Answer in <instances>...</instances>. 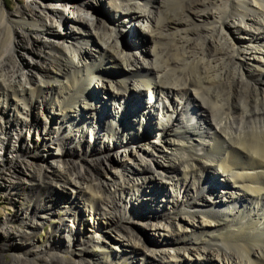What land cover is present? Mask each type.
Listing matches in <instances>:
<instances>
[{
  "label": "bare ground",
  "instance_id": "obj_1",
  "mask_svg": "<svg viewBox=\"0 0 264 264\" xmlns=\"http://www.w3.org/2000/svg\"><path fill=\"white\" fill-rule=\"evenodd\" d=\"M59 1L0 2V104L21 116L0 114V195L25 204L0 221L25 242L4 264H264V0H109L124 20L91 0L71 19ZM54 102L51 144L33 148L24 128ZM182 177L196 185L184 206L169 187ZM85 211L107 226L85 231ZM158 218L174 254L145 238Z\"/></svg>",
  "mask_w": 264,
  "mask_h": 264
},
{
  "label": "rangeland",
  "instance_id": "obj_2",
  "mask_svg": "<svg viewBox=\"0 0 264 264\" xmlns=\"http://www.w3.org/2000/svg\"><path fill=\"white\" fill-rule=\"evenodd\" d=\"M28 1H30L32 3H35L36 2V0H0V2L3 3V4H5L8 9L17 8L18 6H21L22 4H24V3L28 2ZM91 1H92V3H94V5L96 7H99L100 6V8L105 9V11H107V12H109L111 14H114L115 16L121 18V20L122 19L124 20L125 13L124 12L120 13V11H119L121 9V7H118V8L115 9L114 6H112L110 4L109 0H91ZM65 2L68 3V6L67 5L60 4V3H62V1H59L58 3H59V6H61V8H63L67 12V14L69 15V18L72 19L73 18V14H70V12H68V11L69 10H73V8H77L80 5V1L79 0H66ZM47 3H48V5H50L49 4V1H47ZM100 13H102V12H100ZM100 13L97 14V15H98V17L101 18L102 16H101ZM95 18H97V17H95ZM125 22H128V20L127 21L125 20ZM109 23L111 24V26L114 25V24H112V23H114L112 20L109 21ZM139 24L140 23H135V22H128V26H125L124 23L122 24L124 27H126V29H128V28L130 29L131 28L132 30H134V32L131 31L130 33L126 31V37L125 38L128 37V39L136 40L135 42H133L131 45H129L127 47L129 49V51H131L133 54H135V56H139V51L136 50V49H134L135 46L139 43V39H138L139 37H136V35L137 36L138 35L141 36V34H139V30H140L139 29L140 28V25ZM63 25L65 26V22L64 21L58 22V23H56V25H54V28H55V30L57 31L58 34H59V30L62 29ZM232 32H234V34H236V35L239 34L237 30H232ZM68 34H70V33L68 32ZM62 36H67L66 31L62 34ZM40 37L46 43L49 42L48 37H47L46 34L43 33V34L40 35ZM120 42L119 43H120L121 46H123L124 44H126V43H123L124 40L123 41L120 40ZM105 43H106L105 41H102V45H104ZM140 50L143 51V48L140 49ZM100 79L101 78L97 76V78H94V80H93L94 81V84L96 83L95 88L98 91H100V89L97 86V82H99ZM101 94L102 93H98L97 95H99V97H101ZM95 100L97 102H99V100H101V99L96 98ZM102 100H103V98H102ZM3 105H4V103H1L0 104V114L1 115H4L8 111V112H10L11 117L14 118V117H18L19 116L21 118V116L19 115V112H17L16 109L12 108V106H8V108L6 106V108H3L2 109ZM55 106H56V104L54 102V103H49L42 112L39 111V109H34L33 110V116H31V118H33V117L34 118H38L39 119V124H37V125L36 124L35 125L29 124L30 126L24 128V130H25L24 134L27 133L26 135L28 136V142L27 143H29L30 145H32L33 148H34L33 141H39V144H41L42 142H44V144H46L48 146L51 144L47 140V137H46V139H43L44 132H43V135H41V131L43 129H45V128L50 129V130H54V128L56 127L55 126L56 125L55 124V121H56V116L55 115L56 114L54 113ZM1 115H0V121H2V123H4L3 121H5V120L7 121L8 118L7 119L2 118ZM5 115H6V117L9 116L7 114H5ZM4 134H7V133H4ZM12 135L13 134H11V133L7 134L8 137H11ZM157 135H159V134H157ZM157 135H156V132H155L154 133L155 138L157 137ZM161 137H162V135H161ZM29 149H31V148H29ZM53 149L54 148H51V150H53ZM121 149H117L113 145V149H112L113 151H112V153H113L114 157L117 158V160H121L120 158L124 157L127 154L126 153V150L124 148H121ZM36 151L37 152L39 151V157H42L43 152L41 151V149L39 150V148H37ZM5 154H6L5 157H7L5 159H8V160H14L15 161V159H16L15 156H17V158L20 159V160H24V161L30 160V159H28L27 157L24 156V155H26L25 153H24V155H22V154H19V155L18 154L17 155L14 154L13 155L12 153H10V151H8ZM31 162H32V160H31ZM57 163H59V162H57ZM106 163L109 166L112 165L108 161H106ZM9 169H10V167H9ZM10 173L13 174V169L10 171ZM216 176L218 178L220 177V175H216ZM183 179H185V180H183ZM195 186L196 185H194V183H191L190 184L189 179H186L184 177H182V180H175L173 182V184H170L169 185V187H171L170 189H172V190L175 191V195L174 196H176V198H178L179 203H183L184 202V200L186 198L185 197L186 196V193H188V191H189V195L190 194H195ZM210 191H212V194H213L212 198L215 199L217 197L218 192L215 193V191L212 190V189H210ZM7 192H9V191L7 190ZM58 192L60 194L62 192V190L61 191L59 190ZM70 192H71V189H70L69 186H67V188H65L64 193H66V195H69ZM158 195L157 194L155 195L157 197V200L163 198V200H161L163 203L165 201H167V199H169L168 196H165V195L158 196ZM22 197L23 196H21V195L20 196L19 195L18 196L13 195V197H12L13 199L12 200H14V201L11 202V200L6 199V198H3V196L0 195V221L1 220L3 221V219H5L7 216L9 217V216L13 215L14 212H15V210H16V207H19V208H21L22 206L24 207L25 204L23 203L24 201H23ZM143 199H148V195L143 196ZM162 202H161V204H163ZM59 205L60 206H59L58 214L55 215L56 219H58L59 216H62L63 215V212H64V210H61L60 207L63 208L62 206H65V203L64 202H61ZM183 206H184V203H183ZM181 215H183L184 217H186L189 220H191L193 218V217H191L192 215L190 213H188V212L183 213ZM85 218H86L85 221L82 222V228H84L85 231H89V232H91V233H93L95 235L97 234V229H98L97 227H99V225L100 226H103V227H106L107 226L106 224L109 222L106 219V215L99 216V218H98L99 220H97L96 216L91 211L88 212V213H86V211H85ZM198 219L199 220H210L211 218L208 217L205 214H199L195 218V222H196V220L198 221ZM50 221H51V223H53L54 219L53 220H50ZM175 222H176V225L179 226V221L176 220ZM168 224H169V221H166V219L158 218L152 224V226H148L144 230L143 233L146 235L145 238L149 239L151 243L152 242L155 243V241L159 240V241L162 242V244H159V246L164 247L165 249L169 250L171 254H174V248H173V246H170L169 244H167V241L165 240L166 237H165V235L163 233H166V230H162L163 227H164V229H168L167 228V225ZM155 227L157 228V230L155 229ZM52 232L53 231L51 229V225H49V223L47 222L43 228H40L38 230V234H36V236H37L36 240H37L38 244L39 245H44L47 242L48 234H51ZM4 233H5L4 232V229L1 228V224H0V264H4L5 262L6 263L11 262L12 259H13L12 258V255L18 252V250L21 248V244H24L25 243L23 240H21L19 238L18 239H13L12 241H10V238H8V235H6ZM114 234L117 235L116 233H114ZM117 237H119V238L122 239V236L121 235H117ZM7 242H9V244L12 243V244H17V245H15L14 249H10L7 246L4 247V245ZM31 249H33V248H31ZM194 256H197V254L195 253ZM216 263H218V264L219 263L220 264H224L223 262H220V259H216Z\"/></svg>",
  "mask_w": 264,
  "mask_h": 264
}]
</instances>
